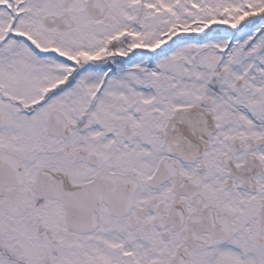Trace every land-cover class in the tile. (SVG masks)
Instances as JSON below:
<instances>
[{
    "label": "snow or ice",
    "instance_id": "obj_1",
    "mask_svg": "<svg viewBox=\"0 0 264 264\" xmlns=\"http://www.w3.org/2000/svg\"><path fill=\"white\" fill-rule=\"evenodd\" d=\"M0 264H264V0H0Z\"/></svg>",
    "mask_w": 264,
    "mask_h": 264
}]
</instances>
